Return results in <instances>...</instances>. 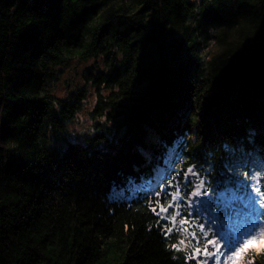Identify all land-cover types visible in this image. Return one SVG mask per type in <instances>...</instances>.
Returning a JSON list of instances; mask_svg holds the SVG:
<instances>
[{"label":"trees","instance_id":"16d2710c","mask_svg":"<svg viewBox=\"0 0 264 264\" xmlns=\"http://www.w3.org/2000/svg\"><path fill=\"white\" fill-rule=\"evenodd\" d=\"M89 61L94 131L79 138L87 90L56 89ZM253 164L264 0H0V264H197L204 219L182 199L196 237L167 232L165 192L240 191Z\"/></svg>","mask_w":264,"mask_h":264},{"label":"rangeland","instance_id":"374dc122","mask_svg":"<svg viewBox=\"0 0 264 264\" xmlns=\"http://www.w3.org/2000/svg\"><path fill=\"white\" fill-rule=\"evenodd\" d=\"M92 61L86 63H73L69 67H66L63 77L60 82H58L56 89L57 95L61 97H64V95L67 94L66 91L70 87L75 90L78 87H85L87 90V99L84 102L82 111L77 114L74 121L68 126L69 133L72 136L79 138L81 136L91 134L94 131L92 125L94 124L93 112L97 104V87H95L91 82L84 80V72L87 67L93 65ZM102 92L104 94L108 93L106 90H102ZM243 172V168L237 167L236 174L241 179L239 185H244L239 187L242 189L240 190L241 192L237 190L234 191V189L230 192H219L218 189H215L214 191L208 189L204 196L196 198L197 201H207V207L205 210L203 208L205 204L196 208L204 219L206 228L208 230L211 228L220 232L225 237V240H228L227 237L229 236H231L229 239H234L238 230L245 227L240 223V216L247 211L249 198L257 195L254 193L252 186L255 185L260 189V191L264 186V170H262L260 164H253L249 175L245 176ZM261 192H264V190ZM115 194L116 192L113 193V195ZM194 207H196L195 203ZM218 219H222L224 227H218ZM228 224H231V229L225 228ZM227 233L230 234L228 235ZM262 249H264V246L257 243L254 249H251L243 254L237 264H249V262L254 264L252 259L253 252H258ZM201 250L203 251V249ZM208 250L212 251V247L209 246ZM198 258L202 261L207 260L208 264H212V260L208 257L201 255Z\"/></svg>","mask_w":264,"mask_h":264},{"label":"snow or ice","instance_id":"6c2138e0","mask_svg":"<svg viewBox=\"0 0 264 264\" xmlns=\"http://www.w3.org/2000/svg\"><path fill=\"white\" fill-rule=\"evenodd\" d=\"M189 174L192 176L198 175V173L194 172L193 168H188L183 179L188 180ZM246 175L247 174L245 173V176ZM188 183L192 184L190 180H188ZM252 188L257 195L249 198L247 211L240 216V223L245 227L238 230L234 239L225 240V237L220 232L211 228H209L208 231H205L204 224L200 223L198 227L205 237L203 251L201 250V247H194L191 255L188 256V259H197L203 255L211 259L212 264H230V262L231 264H237L243 254L254 249L257 243L264 246V192H261L255 185H253ZM205 194L206 187L203 179H200L198 184H193L187 193L182 192L181 188L178 186L172 193L165 192V195L170 197L171 202L167 204V207L161 205L160 211L168 212L169 208H174L176 210L175 214L170 216L173 225L171 228H167V232H172L173 229L179 227V230L184 233L196 237L195 231L189 232V227L193 224V220L189 219L191 213H185L182 216L179 211L181 204L178 203V201L183 199L187 205H193L195 203V205L199 207L207 204V201H197L196 198L202 197ZM154 195L160 196L161 192H154ZM153 211H156V209L154 208ZM157 214L159 215V213ZM177 217H180L178 225ZM210 233L211 238H208ZM180 244H184V241L181 240ZM172 246L176 247V245ZM209 246L212 247V251L208 250ZM197 264H208V261L197 260ZM249 264H252V262H249Z\"/></svg>","mask_w":264,"mask_h":264}]
</instances>
